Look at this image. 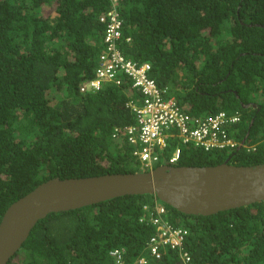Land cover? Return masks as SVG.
Wrapping results in <instances>:
<instances>
[{
  "label": "trees",
  "instance_id": "16d2710c",
  "mask_svg": "<svg viewBox=\"0 0 264 264\" xmlns=\"http://www.w3.org/2000/svg\"><path fill=\"white\" fill-rule=\"evenodd\" d=\"M108 0H0V222L8 207L53 178L149 171L115 129L136 123L129 79L93 93L105 50L100 18ZM127 59L152 66L195 117L238 115L230 128L246 148L206 151L182 146L178 166L264 163V0H119ZM53 13L56 14L53 17ZM171 140L153 168L168 163ZM156 197L130 195L40 220L8 264H181L157 259L147 244ZM166 219L187 231L194 264H264V202L210 216L185 215L163 204ZM146 206L148 209H146Z\"/></svg>",
  "mask_w": 264,
  "mask_h": 264
},
{
  "label": "water",
  "instance_id": "95a60500",
  "mask_svg": "<svg viewBox=\"0 0 264 264\" xmlns=\"http://www.w3.org/2000/svg\"><path fill=\"white\" fill-rule=\"evenodd\" d=\"M130 195L154 196L185 215L210 216L264 202V163L241 166L229 158L214 166L165 163L145 172L50 179L5 211L0 222V264H8L36 224L50 214Z\"/></svg>",
  "mask_w": 264,
  "mask_h": 264
},
{
  "label": "built area",
  "instance_id": "2783aa9c",
  "mask_svg": "<svg viewBox=\"0 0 264 264\" xmlns=\"http://www.w3.org/2000/svg\"><path fill=\"white\" fill-rule=\"evenodd\" d=\"M108 1L112 8L100 18V22L105 25V50L99 57L95 77L81 87V92H97L106 83L121 85L126 79L138 90L139 103H130L136 123L123 129H115L113 137L117 138L123 132L134 148V156L146 169H152L160 161L171 140L177 142L168 159V164L171 165L178 162L182 146L191 145L206 151L238 149L242 141H238L230 132V128L240 121L238 115L221 111L208 117L192 116L187 111L188 107L182 108L179 105L168 87L160 85L151 77L150 63H138L126 58L119 46L122 38V16L117 8L119 0ZM246 143L242 148H246L248 152L255 150L254 146ZM151 211L150 219L157 234L147 244L150 255L160 259L166 249H171L178 253L181 264H194L185 246L187 231L166 219L167 210L157 198L154 199ZM110 255L114 260L112 264H125L123 249L114 250ZM139 263H146V258H140Z\"/></svg>",
  "mask_w": 264,
  "mask_h": 264
},
{
  "label": "rangeland",
  "instance_id": "374dc122",
  "mask_svg": "<svg viewBox=\"0 0 264 264\" xmlns=\"http://www.w3.org/2000/svg\"><path fill=\"white\" fill-rule=\"evenodd\" d=\"M56 16V14L55 13H53V17H55Z\"/></svg>",
  "mask_w": 264,
  "mask_h": 264
}]
</instances>
